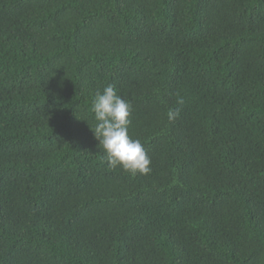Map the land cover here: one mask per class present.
<instances>
[{"label":"trees","instance_id":"obj_1","mask_svg":"<svg viewBox=\"0 0 264 264\" xmlns=\"http://www.w3.org/2000/svg\"><path fill=\"white\" fill-rule=\"evenodd\" d=\"M0 264H264V0H0Z\"/></svg>","mask_w":264,"mask_h":264},{"label":"clouds","instance_id":"obj_2","mask_svg":"<svg viewBox=\"0 0 264 264\" xmlns=\"http://www.w3.org/2000/svg\"><path fill=\"white\" fill-rule=\"evenodd\" d=\"M177 103L183 104V98H179ZM91 111L96 122L91 128L100 146L107 153L108 166H120L132 175L150 173L151 158L142 142L128 134L132 105L117 94L114 85L109 84L102 92H96ZM178 115V110L170 109L167 113L169 121H173Z\"/></svg>","mask_w":264,"mask_h":264}]
</instances>
